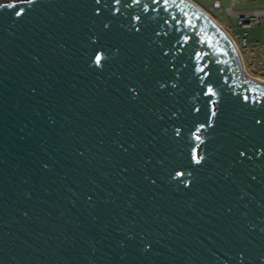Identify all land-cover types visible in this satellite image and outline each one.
I'll list each match as a JSON object with an SVG mask.
<instances>
[{
    "label": "water",
    "instance_id": "1",
    "mask_svg": "<svg viewBox=\"0 0 264 264\" xmlns=\"http://www.w3.org/2000/svg\"><path fill=\"white\" fill-rule=\"evenodd\" d=\"M181 0L0 3V264H264V86Z\"/></svg>",
    "mask_w": 264,
    "mask_h": 264
},
{
    "label": "rangeland",
    "instance_id": "2",
    "mask_svg": "<svg viewBox=\"0 0 264 264\" xmlns=\"http://www.w3.org/2000/svg\"><path fill=\"white\" fill-rule=\"evenodd\" d=\"M8 1L18 0H0V3ZM212 1L194 0L192 3L194 2L193 4L198 5L200 8L203 7L214 18L213 22L217 27L221 28L235 45L241 57L243 69L248 77L252 80L264 82V15L257 17V20L253 18V15H250L251 17L247 16V19L252 18L253 21H258L254 28L248 31L249 36L247 37V35H244L246 30L238 26V17L234 15L230 17L225 11L226 8L231 10L264 9V0H221L220 10H213L211 8ZM232 2L235 3L233 7L231 5Z\"/></svg>",
    "mask_w": 264,
    "mask_h": 264
},
{
    "label": "bare ground",
    "instance_id": "3",
    "mask_svg": "<svg viewBox=\"0 0 264 264\" xmlns=\"http://www.w3.org/2000/svg\"><path fill=\"white\" fill-rule=\"evenodd\" d=\"M183 1L184 3L188 4L189 6H191L192 8L196 9L199 13H201L204 17H206L209 21H211L216 27L217 25L213 22V20L207 15L205 14L206 12L204 10H202L201 8H199L198 6L194 5L192 2H190V0H181ZM205 12V13H204ZM218 28V27H217ZM222 33L223 35L226 37V39L228 40L230 46L232 47V50L233 52L236 54V58H237V61H238V64H239V71H240V74H241V78L242 79H245L247 81H250L254 84H259V85H263L264 86V82H261V81H258V80H252L248 77V75L245 73L244 69H243V64H242V61H241V57L239 55V52L237 51L235 45L230 41V39L228 38V36L221 30V28H218Z\"/></svg>",
    "mask_w": 264,
    "mask_h": 264
},
{
    "label": "built area",
    "instance_id": "4",
    "mask_svg": "<svg viewBox=\"0 0 264 264\" xmlns=\"http://www.w3.org/2000/svg\"><path fill=\"white\" fill-rule=\"evenodd\" d=\"M194 3V2H193ZM198 6V5H197ZM199 7V6H198ZM200 8V7H199ZM211 8L213 9V10H220L221 9V6H220V4H219V2L217 1V0H215L213 3H212V5H211ZM202 9V8H201ZM203 10V9H202ZM226 11V13L229 15V16H231V14L233 13L232 12V10L231 9H228V10H225ZM238 17V19H239V22H238V26H240L241 28H243L244 30H246L245 32H244V35L246 36L247 35V37L249 36V32L248 31H251L253 28H254V26L258 23V21H253V19L252 18H248L247 19V16L245 17V16H237ZM253 18H255L256 20L258 19L257 17H253ZM246 20H248V21H246Z\"/></svg>",
    "mask_w": 264,
    "mask_h": 264
},
{
    "label": "crops",
    "instance_id": "5",
    "mask_svg": "<svg viewBox=\"0 0 264 264\" xmlns=\"http://www.w3.org/2000/svg\"><path fill=\"white\" fill-rule=\"evenodd\" d=\"M191 2L192 1H194V0H190ZM215 0H213L212 1V3L214 2ZM218 2H219V4H220V1L221 0H217ZM212 3H211V5H212ZM196 5V4H195ZM232 7H233V5H235V3L234 2H232ZM197 6V5H196ZM203 8V7H202ZM204 9V8H203ZM229 8H226L225 10H228ZM204 11L206 12H204L205 14H207L208 12L204 9ZM232 14H231V16L232 15H234V16H250V15H253V17H260V16H263L264 15V9H259V10H255V9H253V10H232ZM243 13V14H242ZM256 14V15H255ZM212 20L214 19L209 13L207 14ZM230 16V17H231ZM251 17V16H250ZM215 21V20H214ZM216 22V21H215ZM219 25V24H218ZM220 26V25H219Z\"/></svg>",
    "mask_w": 264,
    "mask_h": 264
}]
</instances>
